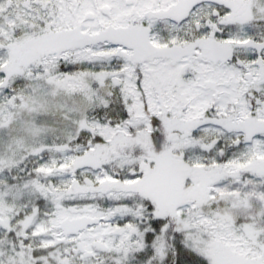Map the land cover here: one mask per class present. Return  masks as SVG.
I'll return each mask as SVG.
<instances>
[{
  "label": "snow or ice",
  "instance_id": "obj_1",
  "mask_svg": "<svg viewBox=\"0 0 264 264\" xmlns=\"http://www.w3.org/2000/svg\"><path fill=\"white\" fill-rule=\"evenodd\" d=\"M0 264H264V0H0Z\"/></svg>",
  "mask_w": 264,
  "mask_h": 264
}]
</instances>
